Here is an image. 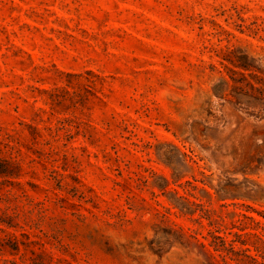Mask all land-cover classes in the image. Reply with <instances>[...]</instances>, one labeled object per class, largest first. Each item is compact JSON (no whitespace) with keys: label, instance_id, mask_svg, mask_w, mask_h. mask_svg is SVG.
<instances>
[{"label":"rangeland","instance_id":"rangeland-1","mask_svg":"<svg viewBox=\"0 0 264 264\" xmlns=\"http://www.w3.org/2000/svg\"><path fill=\"white\" fill-rule=\"evenodd\" d=\"M210 233L264 253V0H0V264H223Z\"/></svg>","mask_w":264,"mask_h":264},{"label":"trees","instance_id":"trees-1","mask_svg":"<svg viewBox=\"0 0 264 264\" xmlns=\"http://www.w3.org/2000/svg\"><path fill=\"white\" fill-rule=\"evenodd\" d=\"M212 236V246L214 247L215 251H221L226 252L228 255L231 254L232 258L231 261L234 262V264H264V253L258 252L255 255L249 254V249H240L235 250L233 243L235 242L232 240L231 242L227 243L223 237L217 236L214 233H210ZM236 238L239 239L241 235L235 234ZM245 241H241V244H245ZM226 254V255H227ZM226 255H219V257L222 259L223 264H230L226 261L225 256ZM260 258V259H259ZM207 264H221L218 260L216 262H209Z\"/></svg>","mask_w":264,"mask_h":264}]
</instances>
